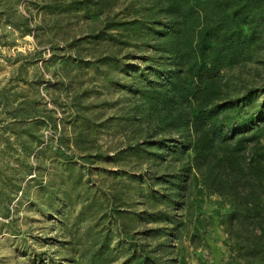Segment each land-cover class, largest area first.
Here are the masks:
<instances>
[{
    "label": "rangeland",
    "instance_id": "1",
    "mask_svg": "<svg viewBox=\"0 0 264 264\" xmlns=\"http://www.w3.org/2000/svg\"><path fill=\"white\" fill-rule=\"evenodd\" d=\"M156 14L154 0H0V264L228 260V202L193 170L179 181L187 137L157 129L139 93L168 70ZM221 74L229 101L252 91L233 127L257 123L264 47Z\"/></svg>",
    "mask_w": 264,
    "mask_h": 264
},
{
    "label": "trees",
    "instance_id": "2",
    "mask_svg": "<svg viewBox=\"0 0 264 264\" xmlns=\"http://www.w3.org/2000/svg\"><path fill=\"white\" fill-rule=\"evenodd\" d=\"M154 1L165 26L152 45L168 70L139 93L154 97L157 129L187 137L192 163L181 168L179 181L193 170L228 202L220 222L230 253L225 264H264V103L262 118L237 130L232 104L252 91L229 101L221 74L264 47V0Z\"/></svg>",
    "mask_w": 264,
    "mask_h": 264
}]
</instances>
